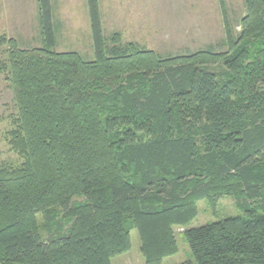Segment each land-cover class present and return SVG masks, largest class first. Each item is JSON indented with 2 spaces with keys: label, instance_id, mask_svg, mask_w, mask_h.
I'll list each match as a JSON object with an SVG mask.
<instances>
[{
  "label": "trees",
  "instance_id": "obj_1",
  "mask_svg": "<svg viewBox=\"0 0 264 264\" xmlns=\"http://www.w3.org/2000/svg\"><path fill=\"white\" fill-rule=\"evenodd\" d=\"M38 3L41 47L0 34L23 159L0 168V264H112L133 229L164 264L174 228L224 197L243 215L184 232L196 264H264V0H244L239 32L221 0L225 52L167 58L106 37L87 0L92 61L57 52L52 0Z\"/></svg>",
  "mask_w": 264,
  "mask_h": 264
},
{
  "label": "rangeland",
  "instance_id": "obj_2",
  "mask_svg": "<svg viewBox=\"0 0 264 264\" xmlns=\"http://www.w3.org/2000/svg\"><path fill=\"white\" fill-rule=\"evenodd\" d=\"M223 1L233 30L239 32L241 19L246 14L244 0ZM3 2H0V34L16 39L21 48L41 47L34 9L28 5L24 11L17 6L19 0ZM100 8L104 35L117 37L122 46L136 44L166 58L195 53L209 46L216 47L218 52L226 51L221 0H100ZM86 10L82 0H56L54 17L60 23L56 50L79 52L85 60L92 61L95 58L93 35ZM7 48H0V63L6 60ZM17 115L13 91L5 74L0 73V168L23 163L10 145V132L15 128ZM241 215L243 212L234 197L221 198L214 206L200 201L198 215L190 225L174 228L178 251L165 259L164 264H196L184 232ZM131 240V250L113 258L112 264H146L136 229L131 231Z\"/></svg>",
  "mask_w": 264,
  "mask_h": 264
},
{
  "label": "crops",
  "instance_id": "obj_3",
  "mask_svg": "<svg viewBox=\"0 0 264 264\" xmlns=\"http://www.w3.org/2000/svg\"><path fill=\"white\" fill-rule=\"evenodd\" d=\"M65 1L68 2L69 0H65ZM70 1H73V0H70ZM82 1H83V5L85 6V9H87L86 11L88 13L89 11H88V7H87V0H82ZM0 2H2V4L4 3L3 0H0ZM15 2H16V0H15ZM19 2H17L18 3L17 6L22 7L24 11L25 10L27 11L28 5H30L34 9V15H35V17H37V22H38L39 21V3H38V0H19ZM55 5H56V0H52L53 10H54ZM2 8H4V6H2ZM59 8H60V6H59ZM54 15H55V11H54ZM0 18H1V16H0Z\"/></svg>",
  "mask_w": 264,
  "mask_h": 264
}]
</instances>
